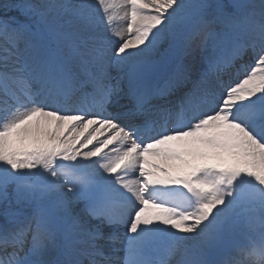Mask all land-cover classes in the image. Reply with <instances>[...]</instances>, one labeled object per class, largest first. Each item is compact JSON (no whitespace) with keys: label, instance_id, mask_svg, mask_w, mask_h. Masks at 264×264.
I'll list each match as a JSON object with an SVG mask.
<instances>
[{"label":"snow or ice","instance_id":"obj_1","mask_svg":"<svg viewBox=\"0 0 264 264\" xmlns=\"http://www.w3.org/2000/svg\"><path fill=\"white\" fill-rule=\"evenodd\" d=\"M115 6L0 0V264H264V0Z\"/></svg>","mask_w":264,"mask_h":264},{"label":"rangeland","instance_id":"obj_2","mask_svg":"<svg viewBox=\"0 0 264 264\" xmlns=\"http://www.w3.org/2000/svg\"><path fill=\"white\" fill-rule=\"evenodd\" d=\"M94 0H89V2H92ZM116 14L114 16H112V20L110 22L105 21V18L108 17L109 15L107 13H105L103 11V8L100 7V10L97 12H93V15L95 16L96 20L99 22L100 25L102 22V17L105 16V18L103 19L105 21V23L107 24V27L104 28V30L108 31V27H110V33L109 34H115L118 32H123V33H127V18L130 17V14L128 12V9L126 7V0H116ZM114 38H116L114 36ZM84 107L83 105L78 103V108H76L77 110H79L80 108ZM77 148H80V145L77 144L76 145ZM92 145H89V148H91ZM81 152L87 150V149H80ZM64 167H62L61 171H70V169H68L66 167V165H68L70 162L64 161L62 162ZM129 179H134V177H130ZM148 211H153V209H150Z\"/></svg>","mask_w":264,"mask_h":264},{"label":"bare ground","instance_id":"obj_3","mask_svg":"<svg viewBox=\"0 0 264 264\" xmlns=\"http://www.w3.org/2000/svg\"><path fill=\"white\" fill-rule=\"evenodd\" d=\"M119 1H122V0H119ZM105 18V16L104 17H102V22H101V27L104 29V28H106L107 27V24L105 23V21L103 20ZM109 28V27H108ZM106 31V30H105ZM74 112L75 113H79V110H77V109H75L74 110ZM134 179H135V177H134ZM126 191V190H125ZM151 209V208H150ZM149 210V209H148Z\"/></svg>","mask_w":264,"mask_h":264}]
</instances>
